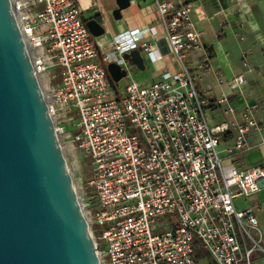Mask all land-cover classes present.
Listing matches in <instances>:
<instances>
[{
  "label": "built area",
  "instance_id": "1",
  "mask_svg": "<svg viewBox=\"0 0 264 264\" xmlns=\"http://www.w3.org/2000/svg\"><path fill=\"white\" fill-rule=\"evenodd\" d=\"M9 1L36 77L57 70L59 82L44 99L57 135L72 128L71 143L89 165L77 196L100 264H252V255L264 252L258 221L252 209L236 210L234 200L259 192L264 165L238 170L232 160L250 149L248 134L262 130L258 107L246 105L235 121L222 96L215 104L228 121L208 120L209 101L185 66L187 53H205L190 5L155 0L180 71L113 91L107 65L130 78L122 57L152 52L136 42L144 31L115 36L112 50L100 54L72 0ZM195 69L210 65L199 61ZM245 85L241 74L227 82L231 91ZM231 133L233 143L220 150ZM195 242L204 260L195 258Z\"/></svg>",
  "mask_w": 264,
  "mask_h": 264
},
{
  "label": "water",
  "instance_id": "2",
  "mask_svg": "<svg viewBox=\"0 0 264 264\" xmlns=\"http://www.w3.org/2000/svg\"><path fill=\"white\" fill-rule=\"evenodd\" d=\"M116 4L118 20L130 0ZM82 21L93 38L105 34ZM122 58L144 70L138 49ZM106 69L114 91L127 73ZM0 264H100L9 0H0Z\"/></svg>",
  "mask_w": 264,
  "mask_h": 264
},
{
  "label": "crops",
  "instance_id": "3",
  "mask_svg": "<svg viewBox=\"0 0 264 264\" xmlns=\"http://www.w3.org/2000/svg\"><path fill=\"white\" fill-rule=\"evenodd\" d=\"M85 20L95 19L105 28V34L93 38L100 54L108 53L117 35L138 30L144 33L136 38L138 45L149 43L152 52L140 53L144 59V70L128 64L131 77L117 85L124 88L130 80L147 86L158 81L165 74H176L181 66L171 53L155 0H130V5L120 13L118 20L113 13L117 9L116 0H72ZM176 7L190 5L195 29L202 33L205 53H187L185 66L198 83L200 96L209 101L206 110L208 120L213 124L228 121L223 106L216 100L225 96L228 104L235 110L232 120L240 121L246 105H257L254 112L261 131L252 130L247 141L250 149L233 158L232 163L238 170L264 165V0H171ZM154 29L155 34L147 32ZM206 60L209 71L195 69L199 61ZM98 63L100 59L98 58ZM243 75L246 81L241 92L231 91L227 82L236 75ZM59 82V81H58ZM233 143V133L223 138L220 150ZM235 209H252L258 221L261 246L264 250V187L248 199L234 200ZM252 264H264V252L252 255Z\"/></svg>",
  "mask_w": 264,
  "mask_h": 264
},
{
  "label": "rangeland",
  "instance_id": "4",
  "mask_svg": "<svg viewBox=\"0 0 264 264\" xmlns=\"http://www.w3.org/2000/svg\"><path fill=\"white\" fill-rule=\"evenodd\" d=\"M192 77H194L192 75ZM38 83L41 91L45 96L50 89L58 84L56 68L49 69L44 75L39 76ZM124 81V79L122 80ZM194 85L198 88V83L194 81ZM72 128L64 131L63 134L58 135L64 160L69 169L74 188L77 195L81 194V188L86 180L89 178V165L83 155L73 147L70 136L73 135Z\"/></svg>",
  "mask_w": 264,
  "mask_h": 264
},
{
  "label": "trees",
  "instance_id": "5",
  "mask_svg": "<svg viewBox=\"0 0 264 264\" xmlns=\"http://www.w3.org/2000/svg\"><path fill=\"white\" fill-rule=\"evenodd\" d=\"M194 256L197 260H204L206 258L198 242H195L194 245Z\"/></svg>",
  "mask_w": 264,
  "mask_h": 264
}]
</instances>
